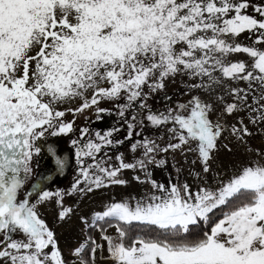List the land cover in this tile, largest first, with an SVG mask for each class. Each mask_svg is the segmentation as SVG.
<instances>
[{
  "label": "snow or ice",
  "instance_id": "1",
  "mask_svg": "<svg viewBox=\"0 0 264 264\" xmlns=\"http://www.w3.org/2000/svg\"><path fill=\"white\" fill-rule=\"evenodd\" d=\"M0 264H264V0H0Z\"/></svg>",
  "mask_w": 264,
  "mask_h": 264
},
{
  "label": "rangeland",
  "instance_id": "2",
  "mask_svg": "<svg viewBox=\"0 0 264 264\" xmlns=\"http://www.w3.org/2000/svg\"><path fill=\"white\" fill-rule=\"evenodd\" d=\"M182 89V85L180 83V80L177 79L176 82L168 83V94L173 96V102L176 98L180 96V91ZM150 103H153L155 108H162L167 102L164 101L162 95H157L153 101H150ZM114 122L113 117L111 116H105V119L103 121L96 122L93 126L97 128H105L107 126H110ZM79 124L80 121H77ZM146 135H152V133H146ZM254 144H258L259 140H254ZM59 146H67L64 145V142H61ZM53 147H57V145H53ZM120 151H124L126 153V158L131 157V153L128 152L127 146L120 149ZM131 172H126L125 175H131ZM158 176L166 175V173H157ZM71 175L67 176H59L57 177V183L54 185V187H65L67 186L71 181ZM119 190H117L118 192ZM67 204L72 205L71 200L66 201ZM87 204H91V202H87ZM86 205H81V207H85ZM79 231V226L77 224V220L75 216H72L70 218H66V222L63 223L59 228H57V233L60 237V244L63 249H65V253L67 254V249L71 246V239L72 237Z\"/></svg>",
  "mask_w": 264,
  "mask_h": 264
}]
</instances>
